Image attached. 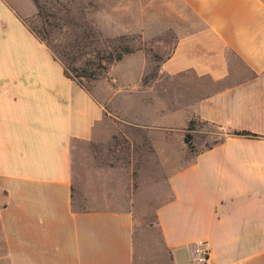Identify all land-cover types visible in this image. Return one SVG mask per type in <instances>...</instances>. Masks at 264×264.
Returning a JSON list of instances; mask_svg holds the SVG:
<instances>
[{
	"label": "crops",
	"instance_id": "obj_1",
	"mask_svg": "<svg viewBox=\"0 0 264 264\" xmlns=\"http://www.w3.org/2000/svg\"><path fill=\"white\" fill-rule=\"evenodd\" d=\"M166 6L179 34L160 69L200 81L193 114L221 132L145 222L98 193L104 171L87 158L106 102L0 0V264H192L198 240L208 264H264V0Z\"/></svg>",
	"mask_w": 264,
	"mask_h": 264
},
{
	"label": "rangeland",
	"instance_id": "obj_2",
	"mask_svg": "<svg viewBox=\"0 0 264 264\" xmlns=\"http://www.w3.org/2000/svg\"><path fill=\"white\" fill-rule=\"evenodd\" d=\"M7 1L56 58L62 52L75 56L74 67H86L95 48L99 54L116 53L121 45L132 48L110 66L109 75L82 80L106 102L108 112L87 159L97 160L98 171H104L107 184L98 183L104 203L108 194L112 202L131 203L137 219L152 221L156 207L171 197L168 176L196 151L214 144L221 132L193 114L200 81L190 74L168 76L160 69L179 34L175 24H166V17L174 20L176 12L166 6L167 0ZM77 157L83 166L84 154Z\"/></svg>",
	"mask_w": 264,
	"mask_h": 264
},
{
	"label": "trees",
	"instance_id": "obj_3",
	"mask_svg": "<svg viewBox=\"0 0 264 264\" xmlns=\"http://www.w3.org/2000/svg\"><path fill=\"white\" fill-rule=\"evenodd\" d=\"M34 2L37 5V2L35 0H34ZM38 9H40V8L38 7ZM40 39H41V37H40ZM132 52H133L132 48L127 46V45H121L119 47V50L116 53L108 52L107 54H99L100 52H98V48H95L92 51V55H90V59H88L86 64L84 63L86 65V67L84 66L82 68L72 66L76 62V57L75 56L70 57V54L67 52L60 53V56H58V60L62 63L66 76H69L72 80L76 81L78 84L83 86V84H82L83 79H96L99 76L109 75L110 66L112 64L122 60V58L126 54H129ZM102 61H106L107 64L106 65L102 64ZM91 62L94 65V69H92V68L87 69V66L90 65V67H91ZM234 134H236V135H252V134L245 132V131H242V132L235 131ZM252 136H254V135H252Z\"/></svg>",
	"mask_w": 264,
	"mask_h": 264
},
{
	"label": "built area",
	"instance_id": "obj_4",
	"mask_svg": "<svg viewBox=\"0 0 264 264\" xmlns=\"http://www.w3.org/2000/svg\"><path fill=\"white\" fill-rule=\"evenodd\" d=\"M192 264H208L209 248L205 241L198 240L193 243L191 250Z\"/></svg>",
	"mask_w": 264,
	"mask_h": 264
},
{
	"label": "water",
	"instance_id": "obj_5",
	"mask_svg": "<svg viewBox=\"0 0 264 264\" xmlns=\"http://www.w3.org/2000/svg\"><path fill=\"white\" fill-rule=\"evenodd\" d=\"M188 142H189V138L184 139L185 144H188Z\"/></svg>",
	"mask_w": 264,
	"mask_h": 264
}]
</instances>
